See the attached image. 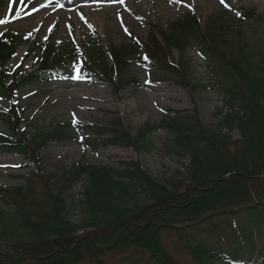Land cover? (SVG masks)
I'll return each mask as SVG.
<instances>
[{"label":"trees","instance_id":"trees-1","mask_svg":"<svg viewBox=\"0 0 264 264\" xmlns=\"http://www.w3.org/2000/svg\"><path fill=\"white\" fill-rule=\"evenodd\" d=\"M226 17L232 15L224 11L203 29L194 14H187L168 30L159 34L153 30L145 41L129 32L126 45L107 52L94 45L88 49L90 56L87 50L73 46L58 50L47 42L41 46L38 69L28 74L6 65L31 38L12 30L0 35V98L4 100L12 101L23 88L71 77L120 91L147 86L146 81L128 76L136 65L169 75L181 89L216 90L227 100L219 129L207 130L197 118L175 112L174 117L147 123L136 137L117 120L102 128L69 123L30 138L20 130L21 112L13 103L0 111L1 154L36 162V153L47 141L72 142L77 133L87 135L81 142L88 150L121 147L151 153L157 148L154 134L162 132L167 136L163 151L190 160L186 186L151 178L137 164L120 171L82 163L54 186L41 181L39 191L36 174L22 177L24 185L0 189V201L14 206L11 220L0 208V239L13 237L12 230L18 229L24 236L7 244L0 262L23 264L26 259L15 256L25 254L31 264H82L88 257L95 264H107L106 255L135 249L124 264H177L163 245L164 235L176 237L195 264H255L264 259V53L255 55L250 45L239 40L228 44ZM238 20L264 26V16L253 10L242 11ZM191 47L209 63L216 75L213 84L194 83L186 58ZM36 49L33 45L26 60ZM174 50L180 60L165 61L166 56L173 59ZM106 55L111 65L104 62ZM72 64H80L75 72ZM234 131L240 135L236 141ZM76 184L82 186L80 199L69 206L65 194ZM75 208L80 209V223L72 221ZM80 231L85 232L76 242ZM68 245H72L69 254ZM74 250L79 251L72 257Z\"/></svg>","mask_w":264,"mask_h":264},{"label":"rangeland","instance_id":"rangeland-1","mask_svg":"<svg viewBox=\"0 0 264 264\" xmlns=\"http://www.w3.org/2000/svg\"><path fill=\"white\" fill-rule=\"evenodd\" d=\"M224 4L220 0H0V35L12 30L31 38V44L19 48L6 68L21 69L25 74L35 71L42 60L41 46L47 42L58 47V50L73 46L78 51L87 50L89 55L88 49H94V45H97L107 52L112 47L126 45L129 32L145 41L153 30L156 33L168 30L170 24L187 14H194L205 29L224 11L236 19L235 22L232 18H225L228 25L225 30L227 43L239 40L250 45L255 55L263 54L264 26L238 22L237 12L241 14L242 11L253 10L264 16V0H224ZM33 45L38 49L27 61L24 60ZM172 58L166 56L165 61L180 60L177 50L172 52ZM186 58L194 83L211 85L216 81L209 63L193 47L188 48ZM104 62L112 64L108 55ZM79 65L72 64L71 70L75 72ZM128 76L146 81L148 85L127 87L120 91L109 84H91L69 78L23 88L14 94L12 101L13 107L21 112L20 130L31 138L51 133L69 123L80 122L102 128L119 120L136 137L147 123H158L164 116L174 117L175 112L197 118L207 130L219 129L220 122L224 120L227 100L216 90L181 89L174 85L169 75L146 66H131ZM11 107V101L0 98V111H7ZM227 132L224 130V133ZM3 134V127L0 126V135ZM232 134L234 141L240 138L238 132ZM85 137L87 135L77 133L72 142L47 141L36 153V162L17 154L0 153V189L24 185L25 179L22 177L34 173L37 176L35 189L39 191L43 182L54 186L82 163L120 171L126 165L137 164L151 178L162 182L172 179L182 183V186L188 184L187 167L190 160L163 151V140L167 137L165 133L154 134L157 148L151 153L121 147L87 150L81 142ZM81 189V184H76L66 192L65 202L69 206L77 205ZM0 208L11 220L14 206L0 201ZM80 219V209L75 208L72 221L80 223ZM84 232L80 231L75 241ZM11 234L14 236L0 239V252L3 254L8 251V243L24 237L19 229L12 230ZM162 242L177 264H195L188 252L178 244L176 237L164 235ZM71 247L68 245L64 249L67 254ZM78 251L74 250L71 256H76ZM133 253H136L135 249H127L118 254H108L104 260L107 264H124ZM67 254L61 253L60 256L68 258ZM15 257L18 260L26 259L23 264H31L25 254ZM81 263L95 264L89 257ZM255 264H264V259Z\"/></svg>","mask_w":264,"mask_h":264},{"label":"snow or ice","instance_id":"snow-or-ice-1","mask_svg":"<svg viewBox=\"0 0 264 264\" xmlns=\"http://www.w3.org/2000/svg\"><path fill=\"white\" fill-rule=\"evenodd\" d=\"M170 2H179V0H170ZM220 2L222 3V4H224V0H220ZM224 6L225 7H229L227 4H224ZM240 13L239 12H237V15H239ZM0 22H2V21H0Z\"/></svg>","mask_w":264,"mask_h":264}]
</instances>
